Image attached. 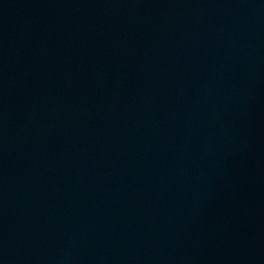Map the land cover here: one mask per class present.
<instances>
[{"label": "water", "instance_id": "1", "mask_svg": "<svg viewBox=\"0 0 264 264\" xmlns=\"http://www.w3.org/2000/svg\"><path fill=\"white\" fill-rule=\"evenodd\" d=\"M0 264H264V0H0Z\"/></svg>", "mask_w": 264, "mask_h": 264}]
</instances>
